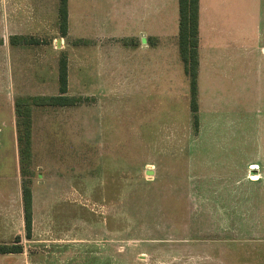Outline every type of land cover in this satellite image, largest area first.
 I'll use <instances>...</instances> for the list:
<instances>
[{
	"label": "rangeland",
	"instance_id": "1",
	"mask_svg": "<svg viewBox=\"0 0 264 264\" xmlns=\"http://www.w3.org/2000/svg\"><path fill=\"white\" fill-rule=\"evenodd\" d=\"M95 5L146 32L85 33ZM67 8L61 37L58 0H0V243L23 246L0 264H264V0H199L197 135L177 0ZM62 53L83 100L33 107L22 176L14 100L58 94Z\"/></svg>",
	"mask_w": 264,
	"mask_h": 264
},
{
	"label": "trees",
	"instance_id": "2",
	"mask_svg": "<svg viewBox=\"0 0 264 264\" xmlns=\"http://www.w3.org/2000/svg\"><path fill=\"white\" fill-rule=\"evenodd\" d=\"M178 30L177 49L183 72L188 78L189 85V112L192 132H199V98H198V69H199V0H177ZM68 0H58L57 19L58 32L61 37L68 35ZM29 43H39L37 39H26ZM82 41V40H80ZM58 94L34 95L17 97L14 100V114L16 126V143L19 154L21 175L30 159L32 109L34 106L71 107L82 102L81 96L68 94V68L67 57L62 53L58 61L57 73ZM28 179L21 180V205L24 226V236L27 239L32 235L33 202L32 192ZM23 251L21 238L16 235L10 243H0V255L18 254Z\"/></svg>",
	"mask_w": 264,
	"mask_h": 264
},
{
	"label": "crops",
	"instance_id": "3",
	"mask_svg": "<svg viewBox=\"0 0 264 264\" xmlns=\"http://www.w3.org/2000/svg\"><path fill=\"white\" fill-rule=\"evenodd\" d=\"M81 1L94 2V3H101V2L112 3V2L128 1V0H81ZM131 1H137V2L143 3L147 0H131ZM96 7L98 6L95 5L96 15H94L93 18L89 19L91 21H88L86 23V27H88L89 30L84 31L85 33L89 31V33H92V34H99V33L104 34L105 33L109 35H113V34L114 35H117V34H136L137 35V34L146 32V22H145L143 12H141V14L136 17L129 16L126 14L121 15V16H116V17L112 14L100 16L98 14L99 9ZM84 19L86 21V18ZM14 36H22V35L21 33H15ZM80 40H83V39H80ZM56 43L60 44L59 41H56ZM252 166L253 168H257V164H253ZM250 173L251 175L254 176V178H257V179L262 178V177L264 178V172L257 171L256 169H252V172ZM263 199H264V196H263ZM3 255H8V254H3Z\"/></svg>",
	"mask_w": 264,
	"mask_h": 264
}]
</instances>
